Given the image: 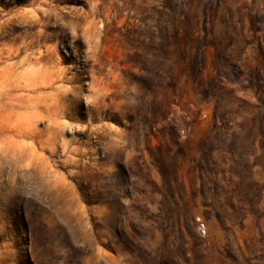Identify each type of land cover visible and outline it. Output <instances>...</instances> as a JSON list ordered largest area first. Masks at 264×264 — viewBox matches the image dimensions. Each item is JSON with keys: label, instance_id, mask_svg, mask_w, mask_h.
Segmentation results:
<instances>
[{"label": "rangeland", "instance_id": "rangeland-1", "mask_svg": "<svg viewBox=\"0 0 264 264\" xmlns=\"http://www.w3.org/2000/svg\"><path fill=\"white\" fill-rule=\"evenodd\" d=\"M0 264H264V0H0Z\"/></svg>", "mask_w": 264, "mask_h": 264}, {"label": "trees", "instance_id": "trees-1", "mask_svg": "<svg viewBox=\"0 0 264 264\" xmlns=\"http://www.w3.org/2000/svg\"><path fill=\"white\" fill-rule=\"evenodd\" d=\"M252 2H253V0H252ZM197 71V70H196ZM199 71V70H198ZM159 169V168H158ZM159 172L162 174V171H160V169H159ZM202 188H204V187H202ZM207 191H209V188H206V190H204L203 189V191H202V189H201V192H202V194L201 195H203V197H204V193H206ZM205 200H206V198H204Z\"/></svg>", "mask_w": 264, "mask_h": 264}]
</instances>
